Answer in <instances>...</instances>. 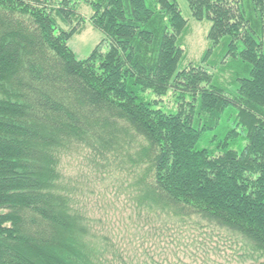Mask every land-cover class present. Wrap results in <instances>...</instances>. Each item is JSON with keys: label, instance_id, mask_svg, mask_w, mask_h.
Masks as SVG:
<instances>
[{"label": "trees", "instance_id": "obj_1", "mask_svg": "<svg viewBox=\"0 0 264 264\" xmlns=\"http://www.w3.org/2000/svg\"><path fill=\"white\" fill-rule=\"evenodd\" d=\"M80 1L103 37L85 59L69 47L77 1L0 0V264L120 259L63 172L74 153L115 182L125 173L161 229L264 264V0H183L209 25L186 63L177 0Z\"/></svg>", "mask_w": 264, "mask_h": 264}, {"label": "rangeland", "instance_id": "obj_2", "mask_svg": "<svg viewBox=\"0 0 264 264\" xmlns=\"http://www.w3.org/2000/svg\"><path fill=\"white\" fill-rule=\"evenodd\" d=\"M75 1L84 22L77 27L81 32L69 42V47L79 59H85L103 37L89 22V8L82 1ZM177 2L190 26L184 39L185 63L195 62L207 47L205 35L209 25L191 20L184 1ZM102 49L106 51V43ZM239 145L243 144L237 142L235 147ZM92 160L88 153H74L64 159L63 172L74 179L92 232L108 239L107 258L112 260L113 252L120 257L114 260L115 264H251L238 257L236 246L222 239L170 225L161 229L157 218H149L144 212L138 214L125 190L130 182L126 174L122 173L115 182ZM260 262L264 263V258Z\"/></svg>", "mask_w": 264, "mask_h": 264}]
</instances>
